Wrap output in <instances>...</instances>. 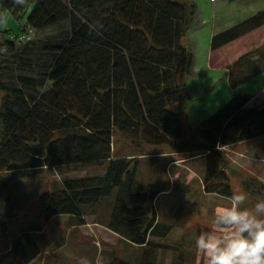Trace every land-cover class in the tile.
Instances as JSON below:
<instances>
[{
	"label": "trees",
	"instance_id": "trees-1",
	"mask_svg": "<svg viewBox=\"0 0 264 264\" xmlns=\"http://www.w3.org/2000/svg\"><path fill=\"white\" fill-rule=\"evenodd\" d=\"M195 10L188 0H0V22L8 13L24 16L36 32L66 27L22 44L0 32V57L13 58L26 73L6 80L10 68L0 60V209L11 202L16 183L46 170L101 169L99 176L68 179L62 189L41 194L43 221L67 216L82 225L89 210L109 201L106 227L144 247L143 264H151L163 246L148 237L162 239L171 230L152 206L164 190L135 189L138 159L114 156L116 134L136 150L165 146L202 155L203 192L232 195L221 148L263 137L264 109H245L250 98L235 94L185 134L192 55L181 41ZM209 47L210 67L226 70L231 88L264 73V9L213 34ZM241 186L264 199L255 178ZM12 218L0 211V242L10 237L7 254L28 264L38 255L33 232L40 226L13 227Z\"/></svg>",
	"mask_w": 264,
	"mask_h": 264
},
{
	"label": "rangeland",
	"instance_id": "rangeland-1",
	"mask_svg": "<svg viewBox=\"0 0 264 264\" xmlns=\"http://www.w3.org/2000/svg\"><path fill=\"white\" fill-rule=\"evenodd\" d=\"M188 1H193L204 22L202 26L187 30L181 42L192 55L193 67L196 68L195 70L201 71L200 73L203 75L209 59L208 56L210 57L209 46L212 35L210 36L209 32L212 31L214 34L222 32L238 19H247L264 9V0H238L234 3L224 0ZM214 8L218 9L217 12H213ZM235 18L236 20L233 21ZM26 27L24 16L16 19L7 13L5 20L0 22V32L2 34L7 33L13 37L18 36L22 32L21 29ZM65 28L64 26L60 29L51 27L41 32L32 31L31 36L33 41H35L56 34ZM15 46L19 47V45ZM0 60H6L8 68H10L7 72L6 80L14 79L18 75H26V73L17 71L13 58L4 56L0 57ZM221 78L223 77L221 76ZM219 80L217 78V87H221L219 86L221 82L223 84V81L219 82ZM263 83L264 73L259 77L247 80L235 88L241 92L251 93L256 88L261 87ZM210 97L211 95L205 101L201 100L197 105L192 102L187 103L184 117L185 134H190L191 129L196 127L198 121L206 118L210 113V109L214 108V100L210 109L207 110L208 107L204 105ZM235 146L221 148L227 160L226 172L229 177L231 193L233 194L237 190L244 191L247 194L245 206L252 207L261 198L257 197L254 192L246 191L242 188L238 180L239 177L242 178L243 176L241 173L232 172L230 164L243 165L239 161L241 155L234 151L236 149ZM110 147L114 151V156L136 157L138 159L135 171V189L138 192L151 193L156 191L157 189L153 187L146 190L145 186L150 184L151 186H162L166 192L164 194H167L163 195L161 200L154 204V207L156 206L157 209V220L159 223L169 225L172 231L162 242V246L168 250L156 252L153 264H204L202 256L195 248L196 238L201 230L207 229L211 225L216 207L221 205L228 206L229 199L203 193L201 185L203 175L202 155H197L194 152L174 153L165 146H143L136 150L119 134L112 137ZM102 172L103 170L95 168H54L46 170L39 177L16 183L12 192L11 202L3 205L0 211L1 213L8 211L13 213V227L23 225L36 228L40 226L38 232H33V236L38 237L37 244L39 247L45 248L46 245L55 243L61 245L64 250H72L75 240L79 239L82 250L84 251V248H87L85 249L87 254L84 260L88 264H96L94 260L98 259L96 262L99 261L100 263L105 254L106 239L96 227H92L93 225L90 224L106 227L109 211H106L105 207L109 206V201L93 210H89L83 216H86L85 218L88 217V219L89 216L92 217V223L88 225H86L87 222L85 220H83V225H78L74 219L67 216L54 217L52 220H56L60 224V229L58 235L54 238H49L48 233L49 236L53 231L56 233V228L54 225L52 226V222L43 221L38 207V197L45 192L62 189L65 180L99 176ZM247 176L249 174L246 175V178H249ZM175 183L177 185L173 187ZM183 183L189 189V194L186 197L181 195L182 190L179 189L180 184ZM50 228L51 230L47 233ZM92 228H95V230ZM9 239L10 237L0 242V251L3 250L0 253L7 251L5 248H7L6 244ZM48 239L52 242L47 244L46 241ZM118 244H107L112 248L113 256L114 251L118 250ZM90 247L92 248L89 249ZM94 249L97 251L95 258L94 255L90 257L88 253L92 250L93 254ZM124 252L131 261H136L138 253L133 248H125Z\"/></svg>",
	"mask_w": 264,
	"mask_h": 264
},
{
	"label": "crops",
	"instance_id": "crops-1",
	"mask_svg": "<svg viewBox=\"0 0 264 264\" xmlns=\"http://www.w3.org/2000/svg\"><path fill=\"white\" fill-rule=\"evenodd\" d=\"M211 1H213V0H211ZM224 1L234 3L238 0H224ZM191 2H193V1H191ZM213 10H214L213 12H217L218 9L214 8ZM234 20H236V18L233 19V21ZM241 21H243V20L238 19L237 21H235L234 23H231V24L235 25ZM203 22H204V19H203L201 13L198 12V10L196 8L193 19H192L191 24L189 26L190 28H188V30H191L197 26L198 27L202 26ZM233 25H231L230 27H232ZM226 29H228V27ZM213 34L214 33L212 31L209 32L210 36ZM208 58H209V56H208ZM192 60H193V58H192ZM195 69L196 68H194L193 64L191 63L190 71H189L187 78H186V92H187L188 96L190 97V102L195 103L196 105L201 100L205 101V99L209 95H211V97L209 98L207 103L204 104V105H206L205 107H208L207 108V110H208L211 108V104L213 103L212 101L214 100V105H213L214 108L210 109V113L208 116L213 114L219 107H221L226 101H228L235 94L246 95L250 98L249 101L244 106L245 109H252V110L264 109V83L262 84L261 87L256 88L251 93H245V92H241V91L237 90L235 87L231 88L229 83H228V72L226 70H222V69L211 68L209 65V59L207 60L204 75L202 73H200L201 71L195 70ZM261 75H263V73ZM261 75H259V76H261ZM221 76L223 78H221ZM259 76H257V77H259ZM217 78L220 79L219 82L223 81V84L221 82V85H219L221 87H217V84H216ZM218 89H220V90H218ZM216 91H217V93H216ZM213 93H215V95H213ZM196 107H197V109H199L198 106H196ZM228 147H230V146H228ZM235 148L236 149L234 151H236L238 153V155H241L239 161L242 162L243 165L232 163V164H230V168L232 169V172H238V173H241L243 175L242 178L241 177L238 178L239 183L244 182L246 179H248V178H246V175L249 174V176H247V177H249V178L255 177V179L259 183L264 185V136L260 137L258 139H253V140L245 141L242 143H238V144H236ZM226 170H227V167H226L224 172H225L227 178L229 179ZM184 184L185 183L180 184L179 189L182 190L181 195H185V197H186L189 194V189ZM176 185H177V183H175V185H173V187H175ZM152 187L156 188L157 190H163L162 186H151L150 184L145 186L146 190H148V188H152ZM164 193H166V192L161 191L160 193L155 195V197L153 198V201H152V204H153L152 206H153V209L155 211L156 219H157V209H156V206L154 207V204L159 202L163 195H167ZM105 209H106V211L110 212L111 211L110 205L109 206L107 205L105 207ZM109 212H108V214H109ZM58 217H65V216H58ZM85 217H82V220H85L87 222L86 225H88L89 223H92L91 222L92 221L91 216H89V219H88V217L87 218H85ZM52 219L53 218L49 219L47 222H52V226L54 225L56 228V233L53 231L52 233H50V236H49L48 232L51 230V228L49 230H47L49 238L50 237L54 238L56 235H58V231L60 229L59 228L60 224L56 220H52ZM90 225H93L92 227H96L106 239V244L104 247V249H105L104 258L99 264H143L144 261L148 260V258H146V255H144V251H145L144 247H142V246L140 247L137 245L130 244L127 240L122 239L117 233L108 229L107 227H100V226L98 227L95 224H90ZM92 229L95 230V228H92ZM171 231H172V228L169 231V233L166 235V237H164L162 239H158L157 237L153 236V237H148V240L151 241L153 244L163 245L162 242L169 236ZM46 242L48 244L49 242H52V241L50 239H48ZM110 243L111 244L119 243L118 248H117L118 250L114 251V256L112 255L113 254L112 248L109 245H107ZM73 245H74V247L72 250L71 249L70 250H64L61 245H58L55 243H52V244L50 243V244L46 245L45 248H41L37 245L38 255L34 260H32L28 264H81V262L84 261L85 256L87 254V251L85 250L87 248L85 247L84 251L82 250L81 243H80L79 239L75 240ZM129 247L133 248L138 253L136 256L135 262H134V260L131 261L130 258L127 257L125 252H124V249L129 248ZM91 248L92 247H90L89 249H91ZM162 250L166 251L168 249H165V247L163 246V248L157 249V251H155V253L162 251ZM96 252L97 251L94 249L93 254H92V250L89 251L88 253L90 254V257H92L94 255V258H95ZM155 253H152L151 257L149 258V261L151 262V264H153V261L155 259L154 258ZM6 254H7V251L0 253V264H18L19 263L18 260L13 258V256L6 255ZM96 260H98V259H96ZM96 260H94V263L97 264Z\"/></svg>",
	"mask_w": 264,
	"mask_h": 264
},
{
	"label": "clouds",
	"instance_id": "clouds-1",
	"mask_svg": "<svg viewBox=\"0 0 264 264\" xmlns=\"http://www.w3.org/2000/svg\"><path fill=\"white\" fill-rule=\"evenodd\" d=\"M228 199L229 205L217 206L211 225L197 236V252L204 264H264V199L247 207L242 190Z\"/></svg>",
	"mask_w": 264,
	"mask_h": 264
},
{
	"label": "built area",
	"instance_id": "built-area-1",
	"mask_svg": "<svg viewBox=\"0 0 264 264\" xmlns=\"http://www.w3.org/2000/svg\"><path fill=\"white\" fill-rule=\"evenodd\" d=\"M31 34H32V29L26 28L23 29L18 36L13 37V40L18 44H22L32 40Z\"/></svg>",
	"mask_w": 264,
	"mask_h": 264
}]
</instances>
